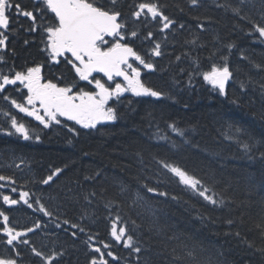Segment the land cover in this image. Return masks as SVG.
I'll return each mask as SVG.
<instances>
[{
    "label": "trees",
    "instance_id": "obj_1",
    "mask_svg": "<svg viewBox=\"0 0 264 264\" xmlns=\"http://www.w3.org/2000/svg\"><path fill=\"white\" fill-rule=\"evenodd\" d=\"M20 2L29 9L33 6V0ZM95 2L109 4V0ZM140 2L118 0L116 7L129 29L139 31L140 39L131 43L141 54L152 47L143 39L148 31L161 42L164 55L151 58L156 70L142 69L141 78L163 95H125L118 104L111 101L117 119L96 128L64 123L40 130L39 141L0 137V173L16 180L18 192L29 191L33 202V208L23 203L3 208L18 230L39 222L40 228L29 233L31 245L46 256L62 252L59 264H89L93 255L89 243L97 246L96 234L114 243L108 225L117 213L128 221L142 248L141 253L130 255L122 245L114 246L119 264H137L136 255L139 264H195L185 256L191 249L196 251L198 264H264V40L258 34L249 35V21L264 23V0H198L196 5L191 0H159L164 13L176 22L165 33L155 23L145 27L132 22L131 13ZM235 7L240 8L239 15L232 12ZM20 24L23 27L13 25L18 31L7 42L11 66L24 70L43 64L46 79L60 86L71 84L73 74L63 63L46 61L44 34L28 32L26 19ZM230 44L234 46L229 48ZM213 63H228L233 72L226 95L203 81V72ZM60 75L64 79L58 81ZM173 124L185 131L184 137L172 132ZM230 125L241 129L238 139L229 135ZM156 160H168L195 174L223 203L212 205L174 182L157 185ZM57 168L62 171L49 184L41 183ZM144 184L169 196L148 193ZM121 185H127L129 192L122 194ZM135 191L150 200L154 215L132 205ZM0 192L18 198L10 187ZM36 199L51 216L36 210ZM65 220L85 231L71 228ZM89 235L94 239L85 243ZM0 238V251L9 255ZM173 249L182 260L174 258ZM21 252L20 264H44L29 246H22Z\"/></svg>",
    "mask_w": 264,
    "mask_h": 264
},
{
    "label": "snow or ice",
    "instance_id": "obj_2",
    "mask_svg": "<svg viewBox=\"0 0 264 264\" xmlns=\"http://www.w3.org/2000/svg\"><path fill=\"white\" fill-rule=\"evenodd\" d=\"M240 2L244 3V0H240ZM191 3L196 5L198 0H191ZM117 4L118 0H109L108 5L98 4L95 0H33V6L29 9L20 0H0V50L7 47L9 35L18 31L13 25L23 27L20 21L26 19L29 21V26L26 29L28 32L41 31L44 34L45 38L41 42L44 44L42 51L46 53V61L56 65L63 63L67 70L73 74L71 84L60 86L58 83L45 78L43 64H36L20 71L9 69L7 74L0 72V94L7 92L8 86H14V90L19 93L21 100L11 98L10 95H0V98L6 101L10 100L12 107L17 109L19 113L34 118L45 129L52 125H61V117L67 121L75 122L84 129L96 128L97 124L105 121H115L117 109L110 106L109 101L112 100L118 104L123 94L127 92L136 97L160 98L163 93L147 86L141 78V73L142 69L149 72L156 70V64L151 58L164 55L161 42L153 40L154 33L148 31L143 39L151 43L152 47L146 53L141 54L131 43L133 39H140L139 31L136 28L129 29L128 21L123 18V13L117 9ZM231 10L236 15L240 13L239 7ZM131 16L134 24L139 23L147 27L149 23H155L159 26L158 31L160 33L171 31L176 23L164 13L159 0H142L136 5V10L131 13ZM240 18L242 20L248 19L245 16ZM249 23L252 25L249 35L258 34V38L264 40V23L254 21H249ZM183 27L184 25L181 24L180 28ZM200 27L202 28L203 25ZM25 43L27 44L28 41ZM191 43L195 44V40ZM233 46L228 45L229 48ZM179 59L180 57H177V60ZM0 62L6 63L3 61V57H0ZM257 67L260 66L257 65ZM94 73H102L103 77L107 79L102 82L101 79L93 75ZM232 77L233 72L228 63H213L210 70L202 74L203 81L211 85L212 89L220 95H226V85ZM117 78H122V81H117ZM63 79V75L57 77L58 81ZM80 81L94 85L95 90L85 91L80 87ZM21 86L27 90L26 93L21 90ZM74 89L77 90L74 91ZM4 115L10 117V128L14 130V132L7 131V135L18 134L25 141L33 139L30 129L24 122L18 121L15 115H10L7 112ZM170 127L172 132L178 136H185L184 130L177 128L174 124ZM229 128V135H236L238 139L241 129H233L231 125ZM69 131H74V129H69ZM163 138L168 139L166 136ZM34 139L39 141L40 136L35 135ZM176 146V142L173 141V147ZM244 148L248 150L249 145L245 144ZM156 164L158 165L157 185L164 182H174L182 185L185 191L191 192L212 205L223 203V201L214 198L215 193L210 187L206 186L198 176L190 173L187 169L168 160H156ZM16 167L19 168V165ZM61 171L60 168L55 169L41 183L49 184L53 177ZM0 182H6L0 183V189L10 187L11 193L18 192L17 187L14 186L17 182L11 176L0 175ZM143 187L148 193L155 196H169L168 192L160 191L158 187H152L148 184H144ZM120 192L122 194L129 192L128 186L121 185ZM91 195L94 196L95 193ZM85 199L87 200L88 197L85 196ZM172 199H176V197H172ZM0 200H2V205H0V236L3 237V242L10 253L0 256V264H20L22 246H29L30 251L36 257H40L44 264H59V257L63 255L62 252L53 251L51 255L46 256L31 245L28 238L29 233H35L40 228V223L37 222L33 227L18 230L15 227V222L10 220L7 209L3 208L5 205L11 208L21 203L27 205L28 208H33L30 192L19 191L18 198L0 192ZM131 203L142 211L152 212L150 200L141 195L139 191L132 193ZM35 204L39 205L36 210L45 216L52 215L40 203L39 199L35 200ZM152 214L155 213L152 212ZM64 223L73 229L78 228L80 232L85 231L84 228L68 220H65ZM131 224L136 227L134 220L131 221ZM258 227L260 226L258 225ZM261 231L264 234V228ZM72 235L75 237L77 233L72 232ZM96 235L97 246L89 243L94 239L91 235L85 241V243H89L93 253L89 264H110L108 258L119 264L120 257L112 251L116 245H122L123 248L128 249L130 255L139 254L142 251L139 242L128 228V221L123 220L119 213L110 219L108 225V236L114 243L105 242L104 239L98 238L99 234ZM173 254L176 260L183 259L176 254V249H173ZM185 256L188 261L198 264L195 249L188 250ZM136 261L139 264V255H136Z\"/></svg>",
    "mask_w": 264,
    "mask_h": 264
},
{
    "label": "flooded vegetation",
    "instance_id": "obj_3",
    "mask_svg": "<svg viewBox=\"0 0 264 264\" xmlns=\"http://www.w3.org/2000/svg\"><path fill=\"white\" fill-rule=\"evenodd\" d=\"M6 50H7V47L3 50H0V57H3V61H6V63L0 62V72L7 74L9 72V69H12L13 71H20L18 68L11 66V64L9 62V58L7 56V53H6ZM96 78L101 79L102 82L104 80H106V78L100 77V76H96ZM117 81H121V80L117 79ZM89 88L91 91L95 90L94 85H90ZM21 90L25 93L27 91L26 89H23L22 86H21ZM0 95H10L11 98H15L18 101L21 100L19 93L14 90V86H8L7 92L0 94ZM111 101L112 100L109 101V104ZM5 112L9 113L10 115H15L17 117L18 121L24 122L26 124V126L30 129V134L32 136L35 135V131L40 130V129H45V128H43V125H40L38 121L34 120V118L27 117L25 114L19 113L17 109L12 107L10 100L6 101V100L0 98V137H2V138L7 135L6 134L7 131H13L14 132V130L10 128V122H9L10 117L5 116L4 115ZM60 119H61V122L67 121L63 117H61ZM14 139H16V138H14ZM0 175H3V173H0ZM0 240H2V239L0 238ZM0 248L2 249V243H0ZM0 256H3L2 251H0Z\"/></svg>",
    "mask_w": 264,
    "mask_h": 264
},
{
    "label": "water",
    "instance_id": "obj_4",
    "mask_svg": "<svg viewBox=\"0 0 264 264\" xmlns=\"http://www.w3.org/2000/svg\"><path fill=\"white\" fill-rule=\"evenodd\" d=\"M94 74H101V75H103L102 73H94ZM94 74H93V75H94ZM121 79H122V78H121ZM230 80H231V79H230ZM230 80H229V81H230ZM227 84H228V83H227ZM226 86H227V85H226Z\"/></svg>",
    "mask_w": 264,
    "mask_h": 264
}]
</instances>
